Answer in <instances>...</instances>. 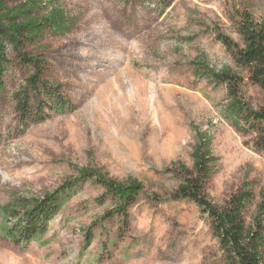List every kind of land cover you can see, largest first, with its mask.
Returning <instances> with one entry per match:
<instances>
[{"label": "rangeland", "instance_id": "374dc122", "mask_svg": "<svg viewBox=\"0 0 264 264\" xmlns=\"http://www.w3.org/2000/svg\"><path fill=\"white\" fill-rule=\"evenodd\" d=\"M26 1L1 3L11 9ZM38 1L40 14L59 8L74 24L23 51L44 60L42 79L61 85L74 108L45 107L46 120L20 126L13 93L34 69L8 48L0 91V229L1 207L14 195L53 191L83 167L143 188L126 224L118 215L103 219L114 199L97 201L105 188L86 181L26 248L0 235V264H225L209 217L176 190L185 175L180 166L192 169L197 129L209 136L215 158L207 199L223 205L249 182L246 224L264 200V152L254 148V134L222 118L225 85L195 75L202 65L236 69L215 30L241 45L239 14L262 18L264 0H174L163 13L154 0ZM243 90L249 105H264V90L247 80Z\"/></svg>", "mask_w": 264, "mask_h": 264}, {"label": "trees", "instance_id": "16d2710c", "mask_svg": "<svg viewBox=\"0 0 264 264\" xmlns=\"http://www.w3.org/2000/svg\"><path fill=\"white\" fill-rule=\"evenodd\" d=\"M2 1L0 0V91L5 89L4 75L11 63L8 48L22 64L34 69L25 83L13 93L15 110L19 114L18 124L24 128L30 123L46 120L49 113L43 110L45 107L55 113L72 111L74 105L63 95L62 86L42 79L44 60L28 55L23 47L47 33L66 35L73 27V18L59 8H51L46 14H40L38 0H28L11 9H5ZM126 1L145 5L151 0ZM173 1L154 0L160 13ZM236 31L242 40L241 45L215 30V39L225 47L236 69L224 67L215 70L202 65L199 70H195V75L207 78L214 85H225L227 94L226 102L220 110L222 118L240 133L254 134V148L264 152V105L257 108L249 105L243 90L245 80L264 90V16L255 19L249 12L240 13ZM33 105L37 108L35 112ZM195 138L191 155L192 169L180 166L185 175L177 187L176 195L193 201L209 217L212 233L218 239L225 264H264V200L258 204L252 223L246 224L244 211L253 200L249 182H245L241 190L230 196L223 205H216L207 199L204 183L212 174L215 158L210 152L209 136L195 129ZM88 180H94L105 188V195L97 201L103 202L106 196L114 199L115 207L103 219L118 215L128 224L127 210L136 202L143 188L142 184L137 180L117 182L98 170L83 167L77 176L64 181L53 191L31 197L14 195L11 202L1 207V219L5 223L0 229L1 237L16 246L26 248L35 238L46 233L49 222L64 201Z\"/></svg>", "mask_w": 264, "mask_h": 264}]
</instances>
